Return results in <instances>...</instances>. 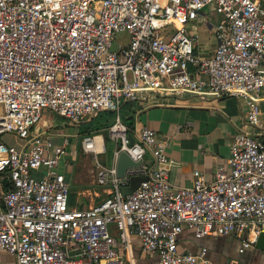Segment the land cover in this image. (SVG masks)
<instances>
[{"label": "built area", "instance_id": "built-area-1", "mask_svg": "<svg viewBox=\"0 0 264 264\" xmlns=\"http://www.w3.org/2000/svg\"><path fill=\"white\" fill-rule=\"evenodd\" d=\"M206 11L219 17L215 26ZM200 17L215 37L205 54L192 24ZM263 90L264 0H0V251L13 259L6 264H133L118 245L128 249L133 234L158 264H210L206 247L180 250L184 229L195 238L230 235L240 252L254 245L264 232V140L237 131L211 181L195 170L192 184L179 187L169 181L167 141L146 126L129 131L119 113L123 101L148 95L232 96L261 129ZM105 111L115 114L113 163L98 160L100 135L86 134L80 145L108 194L72 208L59 171L69 136L56 143L42 116L77 124ZM121 151L142 164L118 177ZM133 176L146 179L123 194Z\"/></svg>", "mask_w": 264, "mask_h": 264}, {"label": "crops", "instance_id": "crops-1", "mask_svg": "<svg viewBox=\"0 0 264 264\" xmlns=\"http://www.w3.org/2000/svg\"><path fill=\"white\" fill-rule=\"evenodd\" d=\"M205 51L211 50L206 48ZM260 98L259 107L263 121L261 129L254 128L248 123L245 101L232 96L205 100L190 95L174 98L148 95L140 100L123 101L121 109H125V115L120 116L122 119L132 116L133 130L146 126L167 141L166 153L173 162L169 181L172 185L187 187L194 180L195 170L200 171L207 181L213 179L216 168L226 164L230 154L231 139L237 131L247 130L255 137L264 140V90ZM41 124L47 126L45 122ZM52 131L58 135L65 134ZM97 135L103 139L102 153H105V139L102 134L97 133ZM60 141L61 139L57 143ZM114 149V144L110 145L106 165L113 163ZM69 157L67 154L61 161L59 171L64 173L68 183L74 176V181L79 183L78 193L82 197V202L76 206H69L87 208L102 201L108 194V187L97 183L95 163V171L93 167H85L84 170H78L74 174L67 165ZM145 161L150 167L153 166L149 155H146ZM129 240L128 249H124L123 243L118 242L125 259L128 261L131 259L133 264H158L156 255L141 250L140 240L136 235H131ZM178 243L180 250L191 253L196 252L200 247H206L210 264H264V246L258 248L254 244L240 252V241L230 235L195 238L192 231L184 229L178 237ZM12 260L10 255L0 251V264Z\"/></svg>", "mask_w": 264, "mask_h": 264}, {"label": "rangeland", "instance_id": "rangeland-1", "mask_svg": "<svg viewBox=\"0 0 264 264\" xmlns=\"http://www.w3.org/2000/svg\"><path fill=\"white\" fill-rule=\"evenodd\" d=\"M207 12V11H206ZM207 22L212 26H215L216 23L219 21V17L213 13L207 12ZM194 32L197 36L196 43L208 48L209 50L213 51L214 49V31L210 29L209 26L206 24V20L200 17L198 20L194 21ZM168 34H171L169 30H166ZM119 38V37H117ZM206 48L203 49V54H205ZM210 52V51H209ZM125 115V109H121V116ZM114 114L110 112H101L98 116H95L93 119L89 120V118H85L81 120L77 124H72L66 118L60 117L54 113L45 112L42 116V121L51 128V130H56L57 132H63L68 134L70 145L67 148V154L70 156L68 166L72 169L73 173L75 174L78 170L82 171L85 167H94V160L92 159L91 155L84 153L81 150V139L83 137V133L81 130L86 128H91L93 131L90 134L98 133L102 134L105 142H106V152L100 153L97 155L98 160L102 163H107L109 158V148L110 145L114 144V141L109 138V126L112 122ZM105 124H109L107 127H104ZM43 125V124H42ZM61 135H57L54 141L57 143L59 139H61ZM5 140L15 144L17 139L14 136L7 135L5 136ZM79 191V183L74 181V176L69 183V202L71 206H76L79 202H82V197L78 193Z\"/></svg>", "mask_w": 264, "mask_h": 264}, {"label": "water", "instance_id": "water-1", "mask_svg": "<svg viewBox=\"0 0 264 264\" xmlns=\"http://www.w3.org/2000/svg\"><path fill=\"white\" fill-rule=\"evenodd\" d=\"M129 139H130V144L133 143L134 139L129 134ZM145 164H148L147 161H144ZM142 164V160L138 161H133L124 151H121L116 159V171H117V176L122 177L125 173V170L129 167L133 166H140ZM146 177H141V176H133L130 179L129 185L124 186L121 188V192L123 194H129L132 191H134L140 184L141 181L145 180ZM256 247L258 248H263L264 246V233H261L258 236V239L255 243Z\"/></svg>", "mask_w": 264, "mask_h": 264}, {"label": "trees", "instance_id": "trees-1", "mask_svg": "<svg viewBox=\"0 0 264 264\" xmlns=\"http://www.w3.org/2000/svg\"><path fill=\"white\" fill-rule=\"evenodd\" d=\"M120 111H121V109H120ZM105 112H110V113H112V114H114V112H112V111H105ZM99 114H101V113H99ZM98 114V115H99ZM98 115H96V116H98ZM119 115H121L120 113H119ZM114 117H115V114H114ZM114 117H113V119H112V122H113V120H114ZM94 118V117H93ZM93 118H90L89 120H91V119H93ZM120 119L124 122V124H126L127 126H128V128H129V130L130 131H132L133 130V121H132V116H129V117H127V118H125V119H122V117L120 116ZM111 122V123H112ZM109 124H105L104 125V127H107ZM92 129L91 128H86V129H83V130H81V133H83V136L84 135H86V134H90V133H92ZM93 134H97V133H93ZM69 205H70V202H69Z\"/></svg>", "mask_w": 264, "mask_h": 264}]
</instances>
